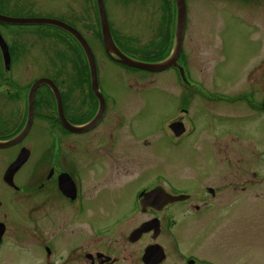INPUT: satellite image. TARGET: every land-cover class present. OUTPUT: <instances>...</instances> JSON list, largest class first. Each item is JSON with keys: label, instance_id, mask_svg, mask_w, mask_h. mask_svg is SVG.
<instances>
[{"label": "flooded vegetation", "instance_id": "flooded-vegetation-1", "mask_svg": "<svg viewBox=\"0 0 264 264\" xmlns=\"http://www.w3.org/2000/svg\"><path fill=\"white\" fill-rule=\"evenodd\" d=\"M222 1L226 5L221 14L236 20L240 29L250 30L251 47L261 50L264 0ZM19 7V0H0L1 14ZM95 20L81 18L77 28L97 61L95 46L102 42V35L100 22ZM165 24L159 34L172 41L173 47L176 17L167 12ZM191 30L186 24L176 68L184 84L183 95L181 91L180 113L170 128L176 124L183 130L177 136L171 131L177 141L190 138L188 148L196 154L191 168L204 164L198 172L178 166L165 171L161 147H156V154H148L146 148L152 142L147 131L138 133L132 124H119L106 92L102 101L92 91L90 97H75L62 88L60 83L68 81L60 74L34 78L20 74L18 65L31 54L29 46L40 41L46 47L52 37L33 39L31 33L0 23L8 49L6 59L0 45V141L21 135L14 145L0 148V225H4L0 264H229V257L243 263L242 246L249 238H241L239 230L243 213L232 211L243 206L247 172L252 173L253 182L259 181L258 186L264 185V58L260 76L252 79L255 87L239 92L237 98V115L255 132L250 141L218 122V116L228 115L218 107V103H229L227 96L196 89L197 77H208L206 51L214 50L198 42ZM71 38L91 87L84 47ZM63 59L54 62L66 66ZM42 77L56 84L60 102L49 84L41 85L34 95V117L29 120L31 89ZM59 103L74 125L99 119L91 129L71 133L62 125ZM229 135L237 139L230 154ZM246 141L254 143L245 148L252 153L251 162L245 159ZM21 153L27 155L26 161L12 178H6ZM233 168L235 172L229 171ZM14 227H20L22 234H13ZM252 264H264V238L255 241Z\"/></svg>", "mask_w": 264, "mask_h": 264}, {"label": "rangeland", "instance_id": "rangeland-1", "mask_svg": "<svg viewBox=\"0 0 264 264\" xmlns=\"http://www.w3.org/2000/svg\"><path fill=\"white\" fill-rule=\"evenodd\" d=\"M131 1L106 0L105 2L116 41L123 52L134 60L146 64L161 62L166 57L169 47L165 45V38L159 33H162L166 27V13L174 12L170 10L172 0H146L147 2L142 5L141 0ZM19 2L21 7L6 15L14 18L57 19L76 27L80 19L86 16H89L94 23L97 19L96 0H19ZM189 3L187 25L192 29L191 33L196 36L198 42L214 50L211 53L206 51L210 66L208 72L205 71L208 77L205 80L197 77V90H217L218 93H223V96L234 98L235 103H218L219 106L217 104L228 113L223 118L218 116V122L226 124L229 132L234 134L241 132L245 140L251 141L255 139V132L248 122L237 115L239 111L237 98L239 92L252 90L256 83L252 82V79L258 78L261 74L259 66L264 58V38L261 39L262 49L254 50L251 47L253 38L249 35L251 31L246 28L240 29L236 20L221 14L226 5L222 0H189ZM8 27L31 33L33 39H37L39 35L52 37V40L46 43V47L40 41L34 43V47L29 46L32 48L31 54L18 65L20 74L32 78L44 74H60L68 81L60 83L63 89L75 93V97H90L91 87L87 69L82 57L78 56L75 41L66 32L51 25H9ZM54 38L64 46L56 44ZM95 47L100 87L103 93H107L110 105L116 108L117 122L132 124L138 133L147 131L146 136L149 137L152 145L146 150L148 154H156V147H161L165 159L163 165L165 171H170L176 166L186 172L200 171L198 167L203 166L202 163L191 168L193 165L191 158L196 154L191 153V149L188 148L190 138L184 137L177 141L170 130V124L180 113L178 99L181 91L183 95L182 79L178 71L169 68L155 73L127 67L110 60L101 44ZM202 54L204 55V50ZM56 58L66 59L67 65L56 64L54 62ZM45 63H49L50 66L47 64V69L44 70L42 66ZM31 65L35 67V71L31 69ZM142 96L147 99H140ZM201 106L207 107L206 104ZM140 108L142 111L139 110ZM89 116L90 114H87L85 118ZM242 126L244 127L241 128ZM236 140L235 136L234 139L229 136V154L236 149L234 145ZM249 143L248 141L244 143V149L254 145ZM36 150L37 154L41 151L37 147ZM245 151L246 161L251 162L252 153L249 149ZM207 165L211 168V165ZM234 170L235 168L229 171L235 172ZM246 170H249L248 166ZM251 176V172L245 175V186L248 189L242 197L243 206H237L232 211L237 214L243 213L239 230L242 233L241 238H249L248 243L244 244L242 241L243 254L240 258L243 260L242 264H252L255 241L257 238L261 240L264 238V185L258 186L259 181L253 182ZM257 192L260 193L256 194ZM232 229L233 227L230 226V233ZM12 233L22 234V230L20 227H14ZM228 263L238 264V261L229 257Z\"/></svg>", "mask_w": 264, "mask_h": 264}, {"label": "water", "instance_id": "water-1", "mask_svg": "<svg viewBox=\"0 0 264 264\" xmlns=\"http://www.w3.org/2000/svg\"><path fill=\"white\" fill-rule=\"evenodd\" d=\"M176 1H177V6H178V32H177L176 49L173 52V54L168 59H166L165 61L160 62V63H156V64H146L143 62L133 60L132 58L128 57L127 55H125L124 53H122L118 49V47L116 46V44L113 40L112 34H111L104 0H97L99 12H100V21H101V27H102V35H103V39H104V46H105V50H106L107 54L122 64H125L127 66H131V67H135V68H139V69H143V70H147V71H152V72L164 71V70L170 68L171 66L176 65L177 64L176 61L179 57L180 50H181V41H182L181 36L183 34V29H184L185 21H186L185 0H176ZM0 21L3 23H6V24H10V25H30V24H32V25H54V26L63 28L65 30L69 31L70 33H72L84 45V48H85V51H86V54L88 56L89 63H90L93 91L97 94V96L102 98V94L99 91L98 70H97V65H96L94 54H93L90 46L88 45L87 41L84 39V37L80 34V32L76 28L68 25L67 23H65L63 21L56 20V19H48V18H14V17H8V16L0 14ZM0 44L4 47V50H7L6 44L3 41L1 35H0ZM43 83H52V82H50V80H48V79H40L39 81H37L34 84V86L32 88V92H31V96H30L29 120H31L32 115H33V108H34L33 95H34V92H35L36 88L39 87ZM61 117H62V122H63L64 126L73 132L84 131L85 129H88V128L92 127L93 125H95V123L97 121L96 120L97 118H96L90 124V126L80 128V127H76V126L71 125L64 118L63 114ZM172 128H173V130L177 131V126L174 125V126H172ZM177 133H178V131H177ZM18 139H19V137L15 138L13 140L7 141V142H1L0 141V148L9 147V146L13 145L14 143H16V141ZM25 159H26V157H24L23 155L20 156V158L15 163H13L11 165V167L8 169L7 175H9L11 177V175L21 166L20 165L21 162H23ZM1 234H2V230L0 229V235Z\"/></svg>", "mask_w": 264, "mask_h": 264}]
</instances>
